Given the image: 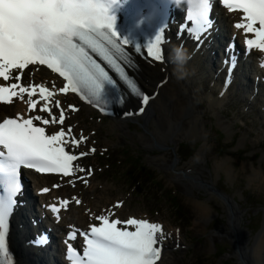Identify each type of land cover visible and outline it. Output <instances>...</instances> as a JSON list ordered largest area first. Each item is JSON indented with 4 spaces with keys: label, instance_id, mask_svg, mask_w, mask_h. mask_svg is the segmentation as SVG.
Masks as SVG:
<instances>
[{
    "label": "snow or ice",
    "instance_id": "snow-or-ice-1",
    "mask_svg": "<svg viewBox=\"0 0 264 264\" xmlns=\"http://www.w3.org/2000/svg\"><path fill=\"white\" fill-rule=\"evenodd\" d=\"M221 2L230 12L242 13L240 22L234 26L243 29L249 51L264 52V0ZM119 4L120 0H0V79L15 81L0 84V103L11 104L14 97L23 99V94L27 93L29 111H32L38 103L32 96L38 89L40 98L45 101L40 111L52 117L49 120L35 115L24 119L17 114L15 118L6 117L0 121V264H13L7 245L8 221L17 205L16 197L22 191L21 169L69 176L74 169L72 162L79 158L69 154L65 147L69 143L78 147L80 141L66 140L63 128L46 135L45 127L34 124L39 121L45 126L63 125L65 115L61 109L58 119L52 116L47 102L54 96L53 91L43 85L20 83L24 70L29 65H47L67 81L59 92H81L99 100L106 85L115 86V81L92 58L91 50L119 74L144 104L149 101L148 95L140 92L116 60V57L126 58L122 46L129 43L120 39L113 27L116 19L113 10ZM211 8L209 0H192L189 19L193 20L194 27L188 30L198 40L211 26L208 17ZM249 34L251 38H248ZM162 43H166L163 29L146 45L148 56L155 61L165 59L160 47ZM136 50H141L139 45ZM261 66L264 67V57H261ZM55 105L60 107V101L56 100ZM71 131V128L67 129L69 134ZM62 205L67 206V201H62ZM52 211L58 213L59 209L53 206ZM96 220L100 221L99 226L93 224L90 233H80L86 245L83 256H78L76 249L68 245V258L72 264H156L159 260L161 249L155 245L158 234L159 239H163L160 224L129 218L123 221L124 227H118L122 223L119 219L109 220L108 216L100 215ZM131 226L134 231L128 230ZM75 238L74 230L68 239Z\"/></svg>",
    "mask_w": 264,
    "mask_h": 264
},
{
    "label": "rangeland",
    "instance_id": "rangeland-1",
    "mask_svg": "<svg viewBox=\"0 0 264 264\" xmlns=\"http://www.w3.org/2000/svg\"><path fill=\"white\" fill-rule=\"evenodd\" d=\"M209 84L207 79L196 83L194 103L204 112L200 137L183 134L176 137L177 143L167 141L165 148L157 146L150 134L164 128V117L157 111L156 123L151 120L146 127L141 119H98L86 108L69 118L88 135L84 164L93 170L92 190L103 192L106 204L122 200L123 215H147L177 230L179 242L172 247L175 260L171 264L239 263L227 204L206 186L234 198L242 211V235L250 247L264 226V111L257 102L247 109L245 97L233 92L221 108L212 110L205 101ZM177 111L178 118L181 107ZM107 151L111 155H105ZM175 158L176 165L172 164ZM181 167L201 176L203 187L188 189L176 175ZM200 203L209 206L208 213ZM261 256L264 261V248Z\"/></svg>",
    "mask_w": 264,
    "mask_h": 264
},
{
    "label": "bare ground",
    "instance_id": "bare-ground-1",
    "mask_svg": "<svg viewBox=\"0 0 264 264\" xmlns=\"http://www.w3.org/2000/svg\"><path fill=\"white\" fill-rule=\"evenodd\" d=\"M223 17L227 19L229 14H223ZM227 24L230 27V23ZM234 31L235 30L232 32ZM172 36H170L171 40L167 42L166 56L163 62L155 63L154 61L150 60V62L141 61L140 64L138 79L145 91L152 95V98L147 104H143L137 99H129L123 110L118 114V117L120 118L122 113L128 114L124 116V120L141 119L144 122L143 125L146 127L151 120L156 123L155 112L157 111L160 115V118L164 117V128L159 127V129L155 128L154 130L149 131L155 144L157 146L160 145L159 147L161 148L168 145L167 141H170L171 143H177L178 139H176V137L178 138L183 134H186L187 137L193 139L200 137L199 131L202 130V127L200 126L202 124L201 118L203 117L204 112L203 110L197 108L196 104L194 103V98L196 95L198 97L196 83L202 82L206 79H208L207 82H209L212 80V78H214L213 87H211L207 94H205L206 104L212 110L221 108L222 104L228 101L227 97H229L231 92L242 95L244 93H249V95L254 97L256 93H261L263 91L264 86V84H262L263 86L260 84L259 87H254L252 84L255 74L259 77V79L262 78V74L257 72L256 66H253L256 69L255 74L248 75L246 74V70H244V66L242 64H238L235 68L236 71L234 70L236 77L231 84L233 86L231 88L228 86L225 92L219 91L221 90L220 86L222 85L220 77L223 76L224 71L223 61H227L228 56L227 52L223 49V46L221 47L222 41L219 39V37H216L214 40L210 38L205 40L200 48L194 50V48H196L195 46L197 41H195L191 36L187 38L186 34H180L178 31H174ZM174 45H182L191 55V59H189L184 66L187 74L182 79L177 78L175 66L169 61V54ZM245 68L250 69V66L246 64ZM26 71H28V69H26ZM217 85H219V89L216 92L215 90ZM182 100H184V104ZM253 104V101H249L247 104V109L253 108ZM20 105V103H11L9 105L0 104V117L3 116L2 114H4V110L13 107L19 108ZM82 106L89 108L86 105ZM180 107L182 113L181 116L177 118L176 116L178 111L176 112V110ZM141 108L144 110L140 111ZM160 118L158 117L157 119ZM186 120L187 122L184 126V122ZM61 126L62 125H56V127ZM200 151H204L202 146ZM177 162L178 158H175L172 164L176 165ZM175 171L176 175L178 174L180 177V181H182L188 189L203 187L202 177L194 176L190 168L181 167L180 170ZM34 180L38 187L37 191L40 188L50 185L47 181V177L34 176ZM66 180V178H62L61 181H59V184L63 186ZM84 181L85 188L82 191L79 189L80 186H76L77 184L72 182L75 187L70 193L69 198H73V195L71 194H75L76 198L72 203L69 204L66 211L60 212L61 220L59 226L66 227V225L69 223L80 225L86 224L102 211H113L116 212V214L123 211L122 206H107L108 204L104 202L105 194L103 192H97L96 190L93 191L92 189L95 188V185L92 183V180L88 179V177H85ZM62 186L56 190L51 189L46 195L39 194V201L45 202L46 200L50 201L57 196H67L68 193L66 192L65 187ZM206 187L210 190H213L214 193H218V195L227 204L226 207L228 210V220L230 224L229 231L237 247L239 255L238 264H264L263 257L261 256L264 248V226L260 231L257 240L250 247L248 243L246 244L247 239H244L242 235L240 225L242 211L238 208L236 202L233 201L234 198L232 199L229 196L222 195L221 192L214 190V187ZM90 191L93 192V195L90 194ZM77 200L80 201V203L75 205ZM201 207L204 209L208 208L206 213L209 212V206L206 204H201ZM162 235L165 251L156 264H171L175 260V257H173L175 255L172 253V247H174L179 242L177 230L166 225L162 230ZM17 264L39 263L30 257L27 258L25 255L19 258Z\"/></svg>",
    "mask_w": 264,
    "mask_h": 264
},
{
    "label": "clouds",
    "instance_id": "clouds-1",
    "mask_svg": "<svg viewBox=\"0 0 264 264\" xmlns=\"http://www.w3.org/2000/svg\"><path fill=\"white\" fill-rule=\"evenodd\" d=\"M188 0H173V3L179 7L180 4L187 3ZM212 0H209L211 4ZM191 59V55L188 53L182 45H174L169 54V61L175 66V72L177 73V78L182 79L187 74L184 66L187 61Z\"/></svg>",
    "mask_w": 264,
    "mask_h": 264
},
{
    "label": "trees",
    "instance_id": "trees-1",
    "mask_svg": "<svg viewBox=\"0 0 264 264\" xmlns=\"http://www.w3.org/2000/svg\"><path fill=\"white\" fill-rule=\"evenodd\" d=\"M136 159V161L137 160H139V159H137V158H135ZM138 164H139V166L141 165V162H137ZM139 166H137V170H139L140 169V167ZM142 168H143V170H145L146 168H145V165L144 166H142ZM176 208H177V206H176Z\"/></svg>",
    "mask_w": 264,
    "mask_h": 264
}]
</instances>
